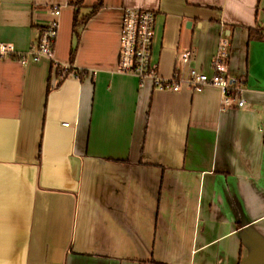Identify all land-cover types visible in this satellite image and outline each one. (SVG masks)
Listing matches in <instances>:
<instances>
[{"label": "crops", "instance_id": "crops-1", "mask_svg": "<svg viewBox=\"0 0 264 264\" xmlns=\"http://www.w3.org/2000/svg\"><path fill=\"white\" fill-rule=\"evenodd\" d=\"M97 1L0 0L19 52L61 7L51 60L0 59V264H264V0ZM126 8L164 78L226 40L243 107L115 73Z\"/></svg>", "mask_w": 264, "mask_h": 264}, {"label": "built area", "instance_id": "built-area-1", "mask_svg": "<svg viewBox=\"0 0 264 264\" xmlns=\"http://www.w3.org/2000/svg\"><path fill=\"white\" fill-rule=\"evenodd\" d=\"M60 9L58 5L48 7L50 19L38 30L36 43L27 51L19 52L10 44L0 43V59L11 58L21 65L36 63L41 59L51 60L58 35ZM154 25L155 14L152 11L131 8L123 10L115 73L136 78L140 86L150 82L158 91L176 93L184 86L195 93H200L206 88L213 87L221 95V110L229 107L231 101L237 102L238 107H243L241 81L225 64L226 40L220 41V50L211 61V74L190 68L187 79L182 80L178 72L164 78L159 75L152 59ZM192 57L190 51L183 53L182 63H189ZM58 73L64 76L68 73V67H58Z\"/></svg>", "mask_w": 264, "mask_h": 264}, {"label": "trees", "instance_id": "trees-1", "mask_svg": "<svg viewBox=\"0 0 264 264\" xmlns=\"http://www.w3.org/2000/svg\"><path fill=\"white\" fill-rule=\"evenodd\" d=\"M100 5H101V0H98L97 1V3L94 5V7H93V12H95L99 7H100ZM76 74H78L79 75V73L77 72ZM77 75V76H78Z\"/></svg>", "mask_w": 264, "mask_h": 264}]
</instances>
